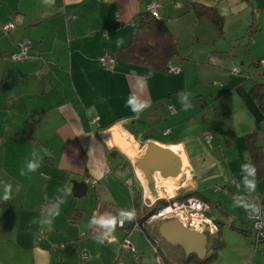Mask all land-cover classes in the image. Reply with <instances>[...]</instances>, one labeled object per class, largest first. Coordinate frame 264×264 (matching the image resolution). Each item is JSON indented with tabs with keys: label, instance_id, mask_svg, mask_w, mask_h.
<instances>
[{
	"label": "crops",
	"instance_id": "1",
	"mask_svg": "<svg viewBox=\"0 0 264 264\" xmlns=\"http://www.w3.org/2000/svg\"><path fill=\"white\" fill-rule=\"evenodd\" d=\"M153 1L160 4L158 12L176 40V72L114 57L116 49L130 42L137 16ZM193 1L218 7L222 32L194 16ZM253 15L259 27L249 31ZM6 23H13L8 35L2 30ZM25 41L30 44L27 56L7 59ZM104 55L114 58L112 69L98 62ZM260 58L264 0H0V264H154L155 254L144 260L140 249L129 263L122 229L101 244L99 230L89 226L94 216L116 215L136 205L143 214L166 198L156 182L151 194L135 168L134 160L148 144L172 148L185 159L182 176L189 174L174 193L195 192L207 205V217L211 207L216 209L219 217L213 221L224 246L215 258L228 244L223 233L236 235L248 247L250 237L230 225L244 227L248 221V211L234 207L233 197L245 195L241 165L255 166L249 134L264 154ZM231 66L240 67L238 75L228 73ZM133 73H151L142 97L151 107L139 114L128 105L135 92ZM181 93L188 95L187 110ZM206 134H211L209 143ZM33 150L41 165L28 173ZM87 177L95 182L87 183ZM74 180L87 183L80 197L73 195ZM256 181L264 200V175ZM6 184L12 185V194L4 201ZM57 196L65 200L59 216L51 225H41L37 221ZM152 223L147 231L155 236L160 222ZM133 229L138 243L141 231ZM212 238L207 251H212ZM162 243L161 252L173 260L176 248ZM225 257L247 264L239 251ZM176 262L170 264H183Z\"/></svg>",
	"mask_w": 264,
	"mask_h": 264
},
{
	"label": "trees",
	"instance_id": "2",
	"mask_svg": "<svg viewBox=\"0 0 264 264\" xmlns=\"http://www.w3.org/2000/svg\"><path fill=\"white\" fill-rule=\"evenodd\" d=\"M243 1L247 2L249 0H243ZM190 7L196 18L206 19L208 22L214 25V27L219 32H222L224 25V17L219 12L218 7L216 5L211 6L199 1H193L192 3H190ZM159 8H160V4H159ZM258 27H259L258 17L253 15L251 24L248 26V30L255 31L258 30ZM114 57L116 59H120L122 61L129 62L132 64L145 65L155 71L169 72V69L173 68L174 60L176 58H179V54L177 52L176 40L169 31V29L167 28V25L163 21L161 15L160 18L157 19L147 9V11L141 12L137 16V19L132 28L130 42L127 45L116 49ZM261 59L264 58H260L258 62ZM93 121L96 120L93 119ZM253 135L254 134H249L247 139L249 142L251 158L257 168V175L261 177L262 175H264V154H262L261 148L256 146L254 141L252 140ZM136 189L137 188H135V191L137 192ZM257 194L259 195V193ZM189 196L200 198L193 191L192 192L187 191L178 194V198L189 197ZM165 204H167L166 199H157L155 203H153L149 208H144L146 209V213L139 214L141 211L138 205L134 206L131 210L135 211L138 221L143 222L149 214L155 212L158 208L164 206ZM131 226L132 223L127 222L124 228H119V229H122L124 231V229L127 228L126 230L130 231L132 229ZM230 226L231 228L237 229L240 232L244 233L246 236H249L251 239V243L256 247L257 240L254 239L252 221L249 218L247 223H245L244 227L242 225L235 226L232 223ZM140 231L146 237L147 242H149L151 247L155 249V252L153 250L155 256L157 257L158 255L162 259H165L166 257L164 256V254L161 252L160 249L161 246L160 240L162 241L164 240L158 234V232L154 236L149 231H147L146 226ZM218 233L219 231L217 226L216 234L213 233L211 235V238L213 237L212 240L215 241L213 242L212 251H207L205 257L202 260L198 259L195 254L186 256L180 246H173V248H176L177 250V253L175 254L176 255L175 258L173 257V260L170 258L168 259L166 258V261L164 260V263L170 264V262L172 261H177L178 263H183V264H192V263L209 264L210 261L216 257L218 251L224 246V243L222 242V239H220ZM125 235L126 232L124 231V236Z\"/></svg>",
	"mask_w": 264,
	"mask_h": 264
},
{
	"label": "built area",
	"instance_id": "3",
	"mask_svg": "<svg viewBox=\"0 0 264 264\" xmlns=\"http://www.w3.org/2000/svg\"><path fill=\"white\" fill-rule=\"evenodd\" d=\"M147 9L155 18H160L158 12L159 4L157 1L152 2L150 5H148ZM71 17L72 16H68V18ZM12 29L13 23H6L2 26V30L4 33L10 32ZM29 48V42H23L17 51L10 54V59L17 60L24 58L27 55L26 53ZM97 60L103 67L108 69H112L114 65V58L112 56H100ZM259 63L264 64V59H261ZM177 70L178 69L173 67L169 69V72H176ZM232 72L237 74L239 73V70L237 68H234ZM169 108L172 109L171 106ZM210 138L211 134H206L204 136V139L207 143H209ZM85 181L92 184L95 182V179L87 177L85 178ZM181 181L182 180H180L179 185L181 184ZM179 189L180 188L178 187L176 191ZM131 193H133L132 190ZM178 194L179 193H173V195L166 197L165 199L167 200V204L158 208L155 212L149 214L143 222H139L135 214V218L132 221H126L123 226L118 225L117 228H124L127 222H131V228H135L140 231L147 224H150L152 222L176 218L187 229L203 232L206 228H208L209 234L214 233L216 231V226L213 221L206 216L205 212L207 211V205L205 204V202L200 198L194 196L178 198ZM245 194L249 195L250 202L259 204L262 209L260 214L248 212V218L252 221L254 239L257 240L258 243L264 240V201H262V198L257 193L247 194L245 192ZM126 229L127 228L124 229L126 235L124 236L122 243L124 245L131 246L128 239V234L130 231H127ZM41 236L42 234H40L39 238H41ZM110 239L111 237L108 240ZM153 250L155 252L154 248ZM156 263L164 264L161 257L158 255Z\"/></svg>",
	"mask_w": 264,
	"mask_h": 264
},
{
	"label": "clouds",
	"instance_id": "4",
	"mask_svg": "<svg viewBox=\"0 0 264 264\" xmlns=\"http://www.w3.org/2000/svg\"><path fill=\"white\" fill-rule=\"evenodd\" d=\"M44 2L51 3L53 2V0H44ZM132 75L135 76V84L133 85L135 92L130 96L128 100V105L131 107L133 112L139 114L151 107L150 102L142 98L147 88V81L151 77V73H149L146 76H136L135 73H133ZM180 96H181V102H182L183 108L184 110H187L191 106L188 103V95L186 93H181ZM31 157L32 158L26 162V170L28 173L37 171L41 165V160H42L37 150H33V152L31 153ZM241 171L243 173L242 185H243L244 191L247 194L255 193L256 188H257V181H256L257 169L256 167L251 163H244L241 165ZM20 174L22 176L25 175L26 174L25 169L22 168L20 171ZM16 190L19 191V186H17ZM11 194H12V185L6 184L4 186V192H3L2 199L4 201L11 199ZM68 194H69L68 192H64L63 195L67 196ZM63 203H65L63 196H57L56 198H54V200L50 202L47 211L42 215V218L37 222L40 223L41 225H51L53 220L57 216H59L60 208ZM233 206L242 207L246 211L251 212V213H256V214H260L262 211L261 206L259 204L250 202L249 195H234ZM134 218H135L134 210L121 209L119 213L116 215H113L111 213H104L100 216H94L91 219L89 226L90 227L96 226V228L99 230L96 236V240L98 243L102 244L106 240H108L110 237H112V234L115 232L118 225L123 226V224L126 221H132ZM158 222H161V221H158ZM213 223L215 224L216 231H217V225L214 221ZM216 231L214 233H216ZM212 234H209V235H212ZM156 261H157V257H156ZM162 261L164 263L163 259Z\"/></svg>",
	"mask_w": 264,
	"mask_h": 264
},
{
	"label": "water",
	"instance_id": "5",
	"mask_svg": "<svg viewBox=\"0 0 264 264\" xmlns=\"http://www.w3.org/2000/svg\"><path fill=\"white\" fill-rule=\"evenodd\" d=\"M184 163L185 159L181 153L157 144H148L141 156L136 159V167L143 174L151 194L155 193V173H158L162 179L174 178L180 174ZM72 184L74 196L80 197L85 194L87 188L85 181L74 180ZM157 232L166 243L180 246L186 256L195 254L200 260L206 255L208 236H211L208 228L203 232L190 230L176 218L161 221Z\"/></svg>",
	"mask_w": 264,
	"mask_h": 264
},
{
	"label": "rangeland",
	"instance_id": "6",
	"mask_svg": "<svg viewBox=\"0 0 264 264\" xmlns=\"http://www.w3.org/2000/svg\"><path fill=\"white\" fill-rule=\"evenodd\" d=\"M5 35H8V34L5 33ZM7 59H9V58H7ZM114 64H115V60H114ZM234 68H237L240 71V67L239 66H236V67L231 66L230 69L228 70V73L231 74L232 76L238 75V73L235 74V73L232 72L234 70ZM216 73L217 74L214 75V76H217V75L219 76L220 75L219 72H216ZM170 106L171 105H168L167 106V108L169 109L170 113L175 112V109L173 108V106H171L172 109L169 108ZM135 163H136V160H134V165H135V168L137 170V167H136V164ZM216 172H219L218 166L216 168ZM188 174L189 173H187L186 175H188ZM186 175L184 177L182 176V169H181V172L177 176L178 179L176 181L174 179H162L158 174H156L155 182H156V185H157L158 189H160V192L162 193L161 196L164 195L166 197H169V196L173 195V193H174L173 192V189L176 186L179 185V183H180L179 180H181L182 178L184 179L186 177ZM187 183H188V181H187ZM161 199H163V198H161ZM209 213L210 214H208V216L211 217L212 220L215 219V217H214L215 215L218 216L217 213H216V209L215 208H212L211 207V212H209ZM154 225H155V223L147 224L146 225V228L148 227V229H149V228L153 227ZM221 226L222 225H220V227ZM133 230H137V229H133ZM224 232H226V230ZM139 234H140V238H141L140 239V242L137 243V241L135 239H133V236L129 232L128 239H129V244L131 246L129 247L127 245H123L122 244L123 246H125V247L128 248V249H125V250H127V255H129V259H130V262L129 263H132V257L135 256V253L139 249H140L139 252H141L142 258H144V260L145 259L150 260V257H151V260L154 258L153 257L154 256L153 248L147 242L146 237L143 234H141L140 232H139ZM223 236H224L225 240L228 243L227 246L224 247V250L225 251L219 257L215 258L210 264H235V263L231 262V260H230L229 257H225V255L228 252L233 253L234 251L235 252L236 251H239L240 252V255L243 256V257H245V255H246L247 256V264H264V241L258 242L256 244V247H255L252 243H250V240H249V245L247 247L246 244L243 245L242 243H240L238 241L237 237H235L236 235H234V234L232 235L233 237H231V236L225 235V233H223ZM160 242L162 243L163 241L160 240ZM154 264H159V263H156L155 262Z\"/></svg>",
	"mask_w": 264,
	"mask_h": 264
},
{
	"label": "bare ground",
	"instance_id": "7",
	"mask_svg": "<svg viewBox=\"0 0 264 264\" xmlns=\"http://www.w3.org/2000/svg\"><path fill=\"white\" fill-rule=\"evenodd\" d=\"M137 170H138L139 174L141 175V177L143 178L144 182H146L145 178L143 177V174L141 173V171L139 169H137ZM184 170H185V168H184Z\"/></svg>",
	"mask_w": 264,
	"mask_h": 264
},
{
	"label": "flooded vegetation",
	"instance_id": "8",
	"mask_svg": "<svg viewBox=\"0 0 264 264\" xmlns=\"http://www.w3.org/2000/svg\"><path fill=\"white\" fill-rule=\"evenodd\" d=\"M210 236H208V239H209Z\"/></svg>",
	"mask_w": 264,
	"mask_h": 264
}]
</instances>
